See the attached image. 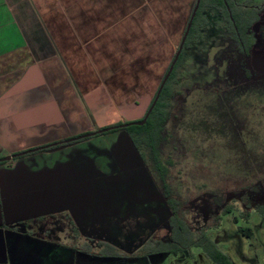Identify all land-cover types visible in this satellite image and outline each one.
I'll list each match as a JSON object with an SVG mask.
<instances>
[{
  "label": "rangeland",
  "instance_id": "rangeland-1",
  "mask_svg": "<svg viewBox=\"0 0 264 264\" xmlns=\"http://www.w3.org/2000/svg\"><path fill=\"white\" fill-rule=\"evenodd\" d=\"M249 1L260 20L251 30L247 56L226 35L220 12L207 13L208 23L178 71L162 148L164 158L174 161L170 183L183 203L180 215L193 231H206L234 264H264V0ZM178 46L174 42L172 52ZM109 137L67 153L91 157L89 163L74 162L71 171L61 157L45 162L70 182L59 187L39 181L37 187L31 184L32 193L2 198L3 218L32 220L20 231L32 234L14 233L27 243L7 242L1 234L0 258L10 264H79L70 248H96L104 241L132 255L147 242H170L171 214L159 184L134 147ZM93 149L102 150V158ZM3 183L0 173V188ZM225 208L232 212L225 215ZM51 214L56 215L47 217ZM41 216L43 221L36 219ZM71 221L83 234L75 236ZM241 228L251 229L250 238ZM37 243L48 246L41 251ZM81 259L82 264H214L200 247L143 260Z\"/></svg>",
  "mask_w": 264,
  "mask_h": 264
},
{
  "label": "crops",
  "instance_id": "crops-1",
  "mask_svg": "<svg viewBox=\"0 0 264 264\" xmlns=\"http://www.w3.org/2000/svg\"><path fill=\"white\" fill-rule=\"evenodd\" d=\"M199 1L0 0L4 218L3 197L32 193L31 184L39 181L59 187L70 182L65 172L46 167L51 158L66 159L71 171L74 162L89 163L91 157L67 153L108 136L135 151L125 130L107 132L146 119ZM91 152L103 156L102 150ZM1 234L7 242H28L19 234ZM0 264L10 263L0 258Z\"/></svg>",
  "mask_w": 264,
  "mask_h": 264
},
{
  "label": "trees",
  "instance_id": "trees-1",
  "mask_svg": "<svg viewBox=\"0 0 264 264\" xmlns=\"http://www.w3.org/2000/svg\"><path fill=\"white\" fill-rule=\"evenodd\" d=\"M249 2V0H201L173 70L146 120L142 119L136 122H129L124 128H120L122 124H119L117 129L107 132L112 133L125 130L143 162L149 167L153 179L159 184L163 199L171 214L169 219L170 242H147L132 255H129L122 249L101 241L97 243L96 248L88 244L83 245L81 248L83 252L102 258L133 257L143 260L152 256L191 252L192 248L200 247L214 264H234L230 257L219 248L218 244L211 239L206 231L200 233L193 231L180 215L183 203L176 196L174 187L170 183V174L174 167V161L171 158H164L162 148L166 140L165 134L171 117L173 101L176 96L178 71L186 65L189 51L193 48L194 43L201 35L202 29L208 23L207 12L211 10L220 12L226 35L247 56L251 50V30L260 20L259 9L254 5L251 6ZM5 163L0 162V165ZM260 211L264 214V207ZM231 212V208H225L224 210L225 215ZM247 218H249V214ZM0 219L2 220L1 227L14 232H20L21 229H28L32 223V220H20L14 223H8L3 217H0ZM37 219L43 221L45 217H39ZM71 224L75 236H79L80 231L74 221H71ZM240 232L250 238L252 231L250 228H241ZM24 234L29 235L32 233L24 231Z\"/></svg>",
  "mask_w": 264,
  "mask_h": 264
},
{
  "label": "flooded vegetation",
  "instance_id": "flooded-vegetation-1",
  "mask_svg": "<svg viewBox=\"0 0 264 264\" xmlns=\"http://www.w3.org/2000/svg\"><path fill=\"white\" fill-rule=\"evenodd\" d=\"M3 217V216H2ZM4 219V218H3ZM5 220V219H4ZM5 221H7V220H5ZM8 223H10V222H8ZM1 225H2V220L0 219V229L2 230H5V232H11V233H15L14 231H9L8 229H5V228H3V227H1ZM79 229V228H78ZM80 231V230H79ZM18 233V232H17ZM21 234V233H20ZM22 234H24V233H22ZM21 234V235H22ZM81 234H83V232H81L80 231V235ZM24 236H26L25 234H24ZM27 237V236H26ZM37 240V239H36ZM37 245H39L38 247H40V249H41V251H43L47 246H48V244L47 245H45L44 247H41L40 246V244H38L37 243ZM69 252L70 253H72L73 255H75L76 253L78 254V263L79 264H82V259L81 258H83V257H86V258H88L89 260H92V261H94V260H100V258H102V257H98V256H94V255H90V254H88V253H85V252H83L81 249L80 250H75V249H73V248H70V250H69ZM99 258V259H98ZM120 259H124V258H120Z\"/></svg>",
  "mask_w": 264,
  "mask_h": 264
},
{
  "label": "water",
  "instance_id": "water-1",
  "mask_svg": "<svg viewBox=\"0 0 264 264\" xmlns=\"http://www.w3.org/2000/svg\"><path fill=\"white\" fill-rule=\"evenodd\" d=\"M199 2H200V1H199ZM199 2H198V4H197V6H196V10L199 8ZM191 24H192V23H191ZM191 24H190V26H189V29L191 28ZM188 32H189V31H188ZM188 32H187V34H188ZM186 36H187V35H186ZM185 38H186V37H185ZM184 42H185V40H184ZM184 42H183V45H184ZM183 45H182L181 48L179 49V52H178V54H177V56H176V59H175L173 65H172V67H171V69H170L169 75L171 74V72H172V70H173L174 64L176 63V60H177L178 55L180 54V52H181V50H182V48H183ZM169 75H168V77H169ZM168 77H167V79H168ZM167 79L164 81V83H163V85H162V87H161V90H162L164 84L166 83ZM161 90L159 91V94H160ZM159 94H158L157 98L155 99V102H154V104H153V106H152L150 112H151L152 109L154 108V106H155V104H156V102H157V100H158V98H159ZM149 114H150V113H149ZM149 114H148V115H149ZM148 115H147V117H148ZM147 117H146V118H147ZM145 120H146V119H145ZM7 159L9 160V159H11V157H9V158H7Z\"/></svg>",
  "mask_w": 264,
  "mask_h": 264
}]
</instances>
